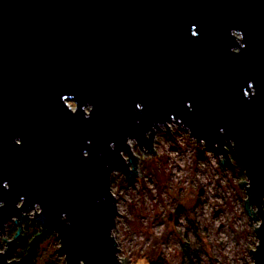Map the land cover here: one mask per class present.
<instances>
[{
	"label": "water",
	"instance_id": "1",
	"mask_svg": "<svg viewBox=\"0 0 264 264\" xmlns=\"http://www.w3.org/2000/svg\"><path fill=\"white\" fill-rule=\"evenodd\" d=\"M171 124L240 162L264 264V0H0V264L29 218L27 257L53 232L66 264H122L111 176Z\"/></svg>",
	"mask_w": 264,
	"mask_h": 264
},
{
	"label": "rangeland",
	"instance_id": "2",
	"mask_svg": "<svg viewBox=\"0 0 264 264\" xmlns=\"http://www.w3.org/2000/svg\"><path fill=\"white\" fill-rule=\"evenodd\" d=\"M169 127L157 131L153 155L130 143L140 158L134 185L120 172L111 176L120 261L127 256L128 264H254L251 249L258 244L260 219L254 222L246 211L247 188L240 182L248 180L240 162L232 159L230 170L188 130ZM9 226L0 237V252L7 248L3 240H12ZM45 235L36 249L38 264L65 259L57 234ZM16 255L13 259L21 261Z\"/></svg>",
	"mask_w": 264,
	"mask_h": 264
},
{
	"label": "trees",
	"instance_id": "3",
	"mask_svg": "<svg viewBox=\"0 0 264 264\" xmlns=\"http://www.w3.org/2000/svg\"><path fill=\"white\" fill-rule=\"evenodd\" d=\"M232 159L236 160V157L231 153ZM9 226V225H8ZM10 227V226H9ZM10 236L13 239L15 237L17 227L11 226L10 229ZM39 233L38 227L35 224H32L29 220L24 223V230H23V239L19 242V250L16 255L19 258H22L19 264H38V255L37 251L28 255L29 244L30 242L37 236ZM43 239H47V235L43 237ZM50 264H66L65 259L61 258V260L52 259Z\"/></svg>",
	"mask_w": 264,
	"mask_h": 264
},
{
	"label": "snow or ice",
	"instance_id": "4",
	"mask_svg": "<svg viewBox=\"0 0 264 264\" xmlns=\"http://www.w3.org/2000/svg\"><path fill=\"white\" fill-rule=\"evenodd\" d=\"M191 34L195 37L198 35V31H197V27L196 26H193L191 28ZM254 94V93H253ZM138 108H140V105H137Z\"/></svg>",
	"mask_w": 264,
	"mask_h": 264
},
{
	"label": "clouds",
	"instance_id": "5",
	"mask_svg": "<svg viewBox=\"0 0 264 264\" xmlns=\"http://www.w3.org/2000/svg\"><path fill=\"white\" fill-rule=\"evenodd\" d=\"M237 33H239V34L243 37L242 33H241L240 31H238V30H234V31L232 32V34H237ZM242 47H243V46H242ZM127 140H128L129 143H131V138H128ZM85 155H87V153H85Z\"/></svg>",
	"mask_w": 264,
	"mask_h": 264
},
{
	"label": "built area",
	"instance_id": "6",
	"mask_svg": "<svg viewBox=\"0 0 264 264\" xmlns=\"http://www.w3.org/2000/svg\"><path fill=\"white\" fill-rule=\"evenodd\" d=\"M120 258V257H119Z\"/></svg>",
	"mask_w": 264,
	"mask_h": 264
}]
</instances>
